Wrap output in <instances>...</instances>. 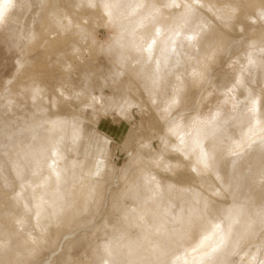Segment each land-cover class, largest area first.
<instances>
[{"label": "rangeland", "instance_id": "obj_1", "mask_svg": "<svg viewBox=\"0 0 264 264\" xmlns=\"http://www.w3.org/2000/svg\"><path fill=\"white\" fill-rule=\"evenodd\" d=\"M98 1L88 7L83 0H8L0 19V214L10 211L20 216L9 222L2 212L0 228L35 233L32 222L23 221L25 206L19 201L30 202L24 195L31 177L26 150L44 136L48 121L66 120L68 130L86 126L84 131L94 133L97 145L108 149L96 174L103 184L100 194H93L92 202L70 223L72 231L59 229V238L52 231V238L21 264H90L88 252L82 253L87 242L104 238L102 229L117 221L118 204L131 205L121 193L145 167L165 185L163 205L170 208L168 215L187 205L222 228L233 205L241 203L247 220L257 225L264 213L260 172L264 151H247L234 168L228 162L218 163L219 174L214 176L211 171L196 174L176 145L180 129L185 138L196 125L208 128L211 121L215 132L204 140L209 150H227L246 131L257 89L264 90V0H257L262 4L251 9L243 4L245 0H204L205 4L199 0L176 35L151 33L153 44L148 46L146 37L136 39L137 47L116 44L119 34L104 15L98 13L91 21ZM216 10H225L224 17ZM67 22L75 25L71 32L57 28ZM200 25L206 38L197 43ZM56 34L73 38L74 44H57L49 52L46 43ZM62 66L68 67L66 75ZM179 85L181 92L176 95ZM60 143L57 138L56 144ZM63 143L58 152L67 149L69 142ZM16 162L21 175L14 172ZM4 202H17V208L11 210ZM149 233L155 235L156 230ZM231 259L235 264L243 262L237 255Z\"/></svg>", "mask_w": 264, "mask_h": 264}, {"label": "bare ground", "instance_id": "obj_2", "mask_svg": "<svg viewBox=\"0 0 264 264\" xmlns=\"http://www.w3.org/2000/svg\"><path fill=\"white\" fill-rule=\"evenodd\" d=\"M84 1L88 7L92 6L94 2V0ZM197 1L199 0H101L98 1L100 4L98 9L89 12H91L92 22H95L92 19H95L99 13L111 23L114 30L119 34L115 39L116 44L126 42L132 47H137L139 41L136 39L142 40L147 37L149 46L153 44L155 39V36L149 38L151 33L162 35L166 31L172 36L176 35L195 11L194 5ZM201 1L204 2V0ZM7 2L8 0H0V19L8 6ZM259 2L257 0H245L243 4L251 9L256 7ZM261 2L260 4H262ZM214 8L216 7L214 6ZM220 10L216 13L219 17L225 14V10ZM244 11L246 10L244 9ZM237 13L241 15L239 11ZM48 23H46L47 26L50 23L53 25V22ZM51 26H48L50 32H54L55 30L51 29ZM74 26L70 23L65 26L58 24L57 28L62 32L66 30L71 32V29H75ZM203 27L204 25L198 26L195 32L200 34L197 43L206 36H204ZM46 29L44 28V31ZM76 31L78 34L82 32L79 29ZM76 31L72 32V35ZM42 35L41 38L43 39L44 36ZM124 35L125 40L123 39ZM71 39L73 38L57 36L54 40H49L46 47L50 52L57 44L62 46L65 44L66 46L71 42L73 43ZM173 43L174 39H172L171 47H173ZM75 48L78 49V47ZM61 69L66 75L68 67L62 66ZM175 91H177L175 92L176 95L180 94L181 85ZM252 107L254 113L247 121V129L242 134L241 139L236 140L233 146L224 151L212 148L209 150L205 147V138L215 132L216 124L213 121L208 123V128L196 125L193 132L185 138L182 129H180V138L176 149L181 154V159L183 157L188 158L190 167L196 174L211 171L214 176H217V173L219 174L218 163L228 162L231 168H234L247 151L254 150L259 154L263 152V89H257ZM66 123V120L56 118L48 121V128L45 130L44 136L38 138L35 145L26 147L27 164L32 179L30 177L28 184L24 185L25 189L26 187L29 189L27 190L28 193L26 192L24 195H28L30 202H19L21 206H25H23V221L29 219L35 227V233L29 232L27 229L20 234L18 232L9 233L0 228V264H21L28 256H32L40 247H43L42 245L46 240L52 238V231L55 232L57 238H59V229L72 231L70 223H75V217L87 208L93 194H97L99 190L103 189L102 182L96 180V174L98 168L105 164L104 156L108 150H106V145L98 146L94 139V133L84 131L86 126L82 127L83 129L68 130ZM57 138L61 143L63 141L69 142L67 149L62 147L59 148L58 152V146L62 144H56ZM177 164L178 162H175L172 166L176 167ZM13 169L16 175H21L22 167L19 162L13 165ZM149 170H151L150 167ZM138 172L140 176L136 178V181L131 183L135 177L133 179L130 177L132 180L129 182V189L121 191L122 197L124 196L123 200H129L131 205H125V207L122 202V205L120 203L118 206V204V218H115L117 221L112 225L106 224L107 228L102 229L101 235L104 238L89 240L86 249L82 251L83 255L88 252L90 264H211L216 261L220 264H235L231 259L233 255H237L243 261L242 264H264V213L258 216V224L252 225V222L247 220L245 206L236 203L233 205L234 210L229 211L226 216V226L222 228L219 223L210 218L205 220V217L201 216L202 211L199 212L196 209L194 211L187 205L180 208L177 213L168 215L171 214L169 213L170 208L168 205H166L168 208L163 205L165 185L160 182L154 172L151 174L148 172V167L141 168ZM260 172L264 177V166L261 167ZM165 202L167 203V201ZM1 203L0 201V206ZM27 203L30 205L27 206ZM4 204L13 208L11 210L17 208V202H4ZM2 212H6L5 216L9 218V222L13 219L18 220L20 217L18 214L15 215L17 212L8 214L10 211H1L0 217L3 215ZM151 229L156 230L155 235L149 233ZM67 256L70 257L69 254Z\"/></svg>", "mask_w": 264, "mask_h": 264}]
</instances>
